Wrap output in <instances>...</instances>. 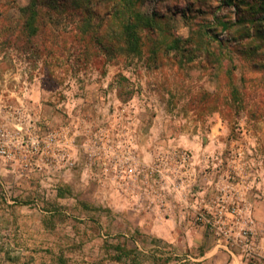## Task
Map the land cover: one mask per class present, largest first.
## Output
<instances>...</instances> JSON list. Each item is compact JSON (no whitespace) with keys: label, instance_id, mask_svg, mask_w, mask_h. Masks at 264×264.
I'll return each mask as SVG.
<instances>
[{"label":"rangeland","instance_id":"1","mask_svg":"<svg viewBox=\"0 0 264 264\" xmlns=\"http://www.w3.org/2000/svg\"><path fill=\"white\" fill-rule=\"evenodd\" d=\"M29 1L0 0V264H205L156 236L162 216L144 210L141 180L87 166L111 126L141 161L187 149L204 184L206 162L240 150L264 252V0H37L51 18L33 36ZM52 132L62 143L45 147Z\"/></svg>","mask_w":264,"mask_h":264},{"label":"built area","instance_id":"2","mask_svg":"<svg viewBox=\"0 0 264 264\" xmlns=\"http://www.w3.org/2000/svg\"><path fill=\"white\" fill-rule=\"evenodd\" d=\"M31 127L35 129V123H31ZM39 142L37 136H31L32 149L38 151ZM58 142L62 143L53 132L44 139L45 147L49 148ZM0 152H6L2 145ZM238 154L230 156V162L223 158H216L212 164L206 162L202 171L204 178L209 180L204 184L197 180L192 155L187 149L173 147L168 153L161 150L151 162L141 161L130 136L111 126L107 130H98L87 145L86 164L99 167V178L111 177L122 185H128L133 178L134 181L141 180L145 184L144 210L155 209L168 218L176 211L183 217L189 215L194 226L213 234L219 249L245 258L264 252L259 250L261 245L256 239L247 198L246 162L240 156V150ZM236 160H239L240 168L234 165ZM177 197L180 205L172 206L169 198Z\"/></svg>","mask_w":264,"mask_h":264},{"label":"crops","instance_id":"3","mask_svg":"<svg viewBox=\"0 0 264 264\" xmlns=\"http://www.w3.org/2000/svg\"><path fill=\"white\" fill-rule=\"evenodd\" d=\"M172 217H162L161 223L156 224V236L171 243L177 251L189 249L196 250L193 260L202 261L205 264H246L242 255L231 254L219 249L214 242L207 247L206 232L203 227L194 226L189 215L183 217L180 211ZM186 251V250H185ZM183 261H186L184 259Z\"/></svg>","mask_w":264,"mask_h":264},{"label":"trees","instance_id":"4","mask_svg":"<svg viewBox=\"0 0 264 264\" xmlns=\"http://www.w3.org/2000/svg\"><path fill=\"white\" fill-rule=\"evenodd\" d=\"M56 7V5L54 6ZM263 7V6H262ZM21 12L24 16V30L27 31L28 35H35L39 31V29H42L43 25H46V19L51 18V13L49 11H43L41 9V5L38 6L37 0H31L29 3L21 8ZM43 23V24H42ZM225 25V23H224ZM44 27V26H43ZM137 25L135 22L132 20L128 21L124 25V30H123V37H124V42L129 43L130 47L133 50H136L140 46V35L137 33ZM219 52L222 54L223 46H222V41H219ZM262 46V45H261ZM254 50V49H253Z\"/></svg>","mask_w":264,"mask_h":264}]
</instances>
